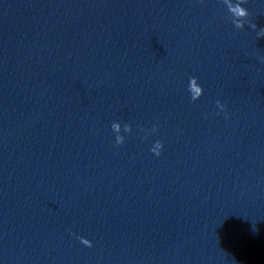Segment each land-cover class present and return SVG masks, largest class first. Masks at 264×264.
Masks as SVG:
<instances>
[{"label":"water","instance_id":"obj_1","mask_svg":"<svg viewBox=\"0 0 264 264\" xmlns=\"http://www.w3.org/2000/svg\"><path fill=\"white\" fill-rule=\"evenodd\" d=\"M262 33L264 0H0V264H264Z\"/></svg>","mask_w":264,"mask_h":264},{"label":"clouds","instance_id":"obj_2","mask_svg":"<svg viewBox=\"0 0 264 264\" xmlns=\"http://www.w3.org/2000/svg\"><path fill=\"white\" fill-rule=\"evenodd\" d=\"M233 12H235L237 15H243V16L248 15V13L243 9H233ZM237 27H242V25L238 24ZM253 27H255V25H253ZM262 34H264V33H262ZM200 94H201V90L197 89V96H199ZM218 107L221 109V111L224 110V105L220 104L219 102H218ZM112 128H113L114 132L117 134L116 138H115L117 145H123L125 143V136L121 134L122 132L131 133L133 131L131 125H123L122 126L121 123H119V122H114L112 124ZM156 131H158V129L153 128L151 130V132H149V134L154 133ZM163 148H164L163 143L160 141H156L154 146L151 148V151L155 155L160 156L162 154ZM88 246L92 247L93 245L89 244Z\"/></svg>","mask_w":264,"mask_h":264}]
</instances>
